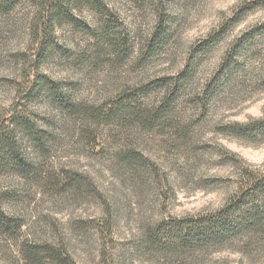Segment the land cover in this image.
<instances>
[{"label":"rangeland","instance_id":"374dc122","mask_svg":"<svg viewBox=\"0 0 264 264\" xmlns=\"http://www.w3.org/2000/svg\"><path fill=\"white\" fill-rule=\"evenodd\" d=\"M246 1L252 0H168L167 30L160 33L163 44L145 62L140 57L157 20L149 5L139 8L128 0H108L128 26L135 46L122 64L97 56L82 31L69 27L59 31L71 58L54 60L44 70L76 84L75 98L90 105L110 102L123 90L149 80L175 77L193 57L197 64L191 69L197 70L181 96L172 97L171 90L165 89L146 98L153 106L174 99L162 124L152 130L119 120L85 124L47 100L34 103L41 123L56 137L47 165L53 171L63 167L89 175L106 203L72 191L59 194L19 175L0 173V194L10 197L4 202L5 210L24 222L18 238L0 234V264H27L23 243L46 241L67 247L77 264H264L261 235L178 255L150 251L144 243L149 225L170 216L214 211L236 194L247 171L264 173V141L220 130L230 122L264 116V38L237 56L234 70L219 73L233 42L264 20V7L247 14L213 49L198 51L209 34ZM31 14L32 8L24 4L3 19L0 117L11 109L18 81H23L22 63L15 57L32 51ZM87 17L93 20L90 13ZM81 55L87 59L77 64ZM183 127L187 133L180 135L177 131ZM24 145L27 154L40 159ZM130 147L149 158V168L127 166L116 159L118 151ZM109 214L115 223L111 234L88 225Z\"/></svg>","mask_w":264,"mask_h":264},{"label":"trees","instance_id":"16d2710c","mask_svg":"<svg viewBox=\"0 0 264 264\" xmlns=\"http://www.w3.org/2000/svg\"><path fill=\"white\" fill-rule=\"evenodd\" d=\"M128 1L139 8L151 6L157 16L155 30L147 39V46L140 57L141 62H145L163 44L160 33L167 30L168 0ZM24 4L32 8L30 34L33 47L29 53H17L15 57L18 64L22 63L23 81H18L17 97L11 109L0 117V173L19 175L59 194L72 191L92 196L105 204V197L89 175L63 167L53 171L47 165L46 159L51 156L56 137L53 131L43 126L32 105L47 100L63 113L81 118L85 124H111L119 120L124 125L138 124L152 130L164 121L167 108L174 100L171 98L181 96L192 80L197 70V67L191 69L193 64H197L196 57L175 77L149 80L123 90L110 102L90 105L75 98L76 84L53 77L44 70V66L59 58H71L72 51L60 40L59 34L66 27L89 36L94 52L97 56L104 55L105 62L108 58L116 64L124 63L135 52V46L119 11L108 0H0V42L4 17ZM260 7H264V0L241 4L233 17L209 34L198 51L213 49L247 14ZM87 13L92 15L93 20L88 19ZM261 38H264V20L233 42L219 73L226 74L235 69L237 56L252 50ZM86 59L87 56L81 55L76 58L77 64ZM88 59L96 60L93 56ZM262 80L264 84V76ZM165 89L171 90L169 94L172 96L165 103L153 106L146 102L152 93ZM220 128L226 134L249 141H264V116L230 122ZM187 130L183 127L177 132L181 135ZM85 131L90 133L88 128ZM25 143L37 152L39 160L27 154ZM115 156L127 166L150 167L149 158L133 147L120 150ZM247 172V178L236 194L222 207L196 215L170 216L149 225L144 233V243L149 250L178 255L221 247L245 237L264 236V173ZM9 198L0 194V234L18 238L24 222L5 210L4 202ZM88 225L104 234H111L115 223L109 214L103 221L93 220ZM22 253L27 264H77L67 247L48 241L25 242Z\"/></svg>","mask_w":264,"mask_h":264}]
</instances>
